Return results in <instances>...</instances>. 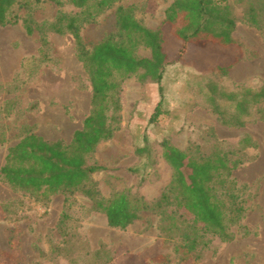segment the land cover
Wrapping results in <instances>:
<instances>
[{
    "label": "rangeland",
    "instance_id": "374dc122",
    "mask_svg": "<svg viewBox=\"0 0 264 264\" xmlns=\"http://www.w3.org/2000/svg\"><path fill=\"white\" fill-rule=\"evenodd\" d=\"M20 11L15 26L0 27V170L9 148L35 134L47 141L70 144L83 128L92 107V86L77 57L74 37L50 33L47 45L40 35H28L26 15L37 24L50 23L59 11L74 15L80 10L68 0ZM175 0H120L81 30L89 49L117 33L116 11L133 8L137 20L152 31L165 25L166 12ZM230 18L247 20L232 33L234 44L188 48L179 54V44L170 40V60L161 85L134 76L122 83L121 124L112 139L102 142L88 160L106 168L94 175L99 199L108 200L126 192L155 202L172 182L173 169L163 157V143L181 151L199 146L210 153L216 142L239 151L244 160L234 172L245 188L247 212L231 243L212 239L199 252L197 264H264V120L244 128L225 126L213 112L210 100H225L216 93H241L243 87L264 84V0H240ZM237 26V23H236ZM139 58H151L140 49ZM234 64L227 77L220 66ZM162 87V92L160 88ZM162 101V114L153 120ZM250 138L252 147L243 144ZM195 151V149H194ZM93 200L82 193L56 194L50 202L16 191L0 179V205L14 207L16 215L4 219L0 213V264H181L174 241H165L161 217L146 211L125 230L111 228L104 214L94 211ZM248 233V234H246ZM162 240V241H161ZM193 264V263H189Z\"/></svg>",
    "mask_w": 264,
    "mask_h": 264
},
{
    "label": "trees",
    "instance_id": "16d2710c",
    "mask_svg": "<svg viewBox=\"0 0 264 264\" xmlns=\"http://www.w3.org/2000/svg\"><path fill=\"white\" fill-rule=\"evenodd\" d=\"M119 1L68 0L80 12L70 15L59 11L50 23L37 24L29 14L24 17L26 33L37 32L43 45H47L50 33H69L74 37L77 57L92 86V110L70 144L61 140L50 142L35 134L22 138L9 148L0 179L12 189L37 196L43 202H50L59 193L80 192L93 200L94 211L104 214L108 225L115 229H127L148 210L158 213L163 239L175 242L174 251L181 264H197L199 252L207 249L212 239L223 243L235 240L237 233L233 229L240 226L247 212L245 188L239 187L233 178V172L244 163L239 151L226 149L219 142L210 153L199 146L194 147L195 151L192 146L181 151L164 142L163 157L174 175L152 204L126 192H117L108 200L99 199L94 175L106 168L90 164L88 159L119 130L125 80L138 76L143 82L161 85L166 68L178 62L170 60V40L179 44L181 56L192 46L207 48L212 43L229 47L234 44L236 20L230 18V7L222 6L226 0H175L166 12L165 25L171 29V33H166L143 26L133 8L119 7L117 33L89 49L81 37L82 28ZM46 2L63 6L60 0H0V27L17 25L20 11L30 13ZM140 49L149 50L151 58L137 57ZM233 66H220L218 71L227 77ZM228 92H220L217 87L212 90L229 106L217 103L214 97L210 100L223 125L244 128L248 123L264 120V84L255 89L243 87L241 93ZM161 114L162 101L153 120ZM243 144L253 146L250 138L244 139ZM0 213L6 220L17 214L9 204H1Z\"/></svg>",
    "mask_w": 264,
    "mask_h": 264
},
{
    "label": "crops",
    "instance_id": "0c3cea01",
    "mask_svg": "<svg viewBox=\"0 0 264 264\" xmlns=\"http://www.w3.org/2000/svg\"><path fill=\"white\" fill-rule=\"evenodd\" d=\"M231 1H232V0H231ZM235 1H237V0H233L232 2H233L234 4H236L234 7H235L236 10H237V8H238L239 5H237L238 3H236ZM236 23H237L236 28H238V25H241V24H243V23H247V20H246V21H245V20H237ZM236 28H235V30H236ZM233 33H234V32H233Z\"/></svg>",
    "mask_w": 264,
    "mask_h": 264
}]
</instances>
